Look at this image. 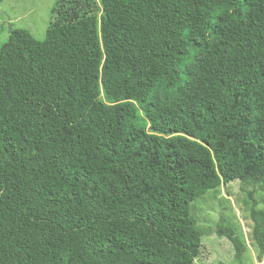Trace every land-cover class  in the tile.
Here are the masks:
<instances>
[{
  "label": "trees",
  "instance_id": "1",
  "mask_svg": "<svg viewBox=\"0 0 264 264\" xmlns=\"http://www.w3.org/2000/svg\"><path fill=\"white\" fill-rule=\"evenodd\" d=\"M52 15L0 46V264H195L191 205L234 181L264 256V0ZM214 232L242 264L233 226Z\"/></svg>",
  "mask_w": 264,
  "mask_h": 264
},
{
  "label": "rangeland",
  "instance_id": "2",
  "mask_svg": "<svg viewBox=\"0 0 264 264\" xmlns=\"http://www.w3.org/2000/svg\"><path fill=\"white\" fill-rule=\"evenodd\" d=\"M56 0H3L0 5V46L6 42L11 30L25 29L36 40H43ZM252 187H244L238 181L220 186L202 198L193 201L191 214L203 236L201 249L195 264H238L234 260V249L226 238L215 234V226L222 219L233 226L243 240L246 251L242 264H264L258 248L250 241L252 223L245 211V192ZM254 198L259 200L263 193L255 188Z\"/></svg>",
  "mask_w": 264,
  "mask_h": 264
}]
</instances>
